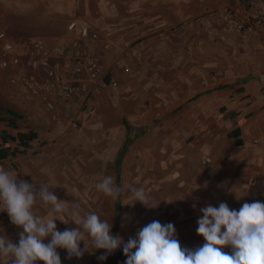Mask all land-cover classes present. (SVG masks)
Instances as JSON below:
<instances>
[{
  "label": "crops",
  "instance_id": "crops-1",
  "mask_svg": "<svg viewBox=\"0 0 264 264\" xmlns=\"http://www.w3.org/2000/svg\"><path fill=\"white\" fill-rule=\"evenodd\" d=\"M180 1L181 4H176V0L151 1L154 4L151 14L154 21L167 20L160 28H171L176 19L198 17L208 6V0ZM77 9L69 0H55L53 4L48 0H26V36L41 35L50 45L61 42L70 34L66 29L67 20L76 15L96 27L107 29L105 40L113 42H119L123 36L125 38L128 27L143 32L152 24L132 26V17L124 11L117 17L108 19L105 15L99 20L84 12L80 14ZM73 20L83 24L80 19ZM196 25V22L188 23V28L194 29ZM232 39L238 50L230 59L217 63L213 68L220 71V76L209 77L210 87L205 80L194 81L190 86L193 91L186 94L177 108L167 110L166 115L170 118L156 123L138 138L125 152L118 167L116 160L127 134L124 122L106 126L107 131L116 130L117 133L113 137L109 134L102 142V150L95 151L93 139H80L81 133L65 134L66 130L56 128L54 124H43V113L38 105L41 102H25L15 89L5 96L0 94V99L15 112L14 108L20 107L24 113L19 118L0 113V147L23 149L19 140L11 137L36 131L37 137L29 142L30 147L26 151L24 173L26 181L36 183L37 189L40 183L56 185L51 190L59 199L78 201L82 212L94 211L101 219H107L112 223V233L123 237L125 242L130 237L134 238L139 228L158 220L161 224L172 223L175 226L183 247L194 249L201 246L205 240L196 232L197 220L202 215L200 208L208 204L218 207L220 202H226L230 209L239 210L245 202L258 200L264 203V145L253 142L254 138L264 137V38L254 32L248 37L232 36ZM98 51L102 52V60L108 59L106 51L99 48ZM171 83L164 94L159 93L161 97L170 94L172 99L176 98V87ZM93 103L104 108L109 106L105 93L99 94ZM178 119L181 121H176ZM24 121L26 126L22 123ZM95 130V125L83 129L87 134L90 131V136ZM48 135L59 140L49 143L45 140ZM96 152L103 156L104 163L109 164V174L117 186L132 184L143 187L150 194V203L161 201L159 206L146 208L140 202L135 206L122 205V202H127L126 196L115 201L105 196L102 203L96 202L93 180ZM21 155L25 154L17 153L1 160L0 166L9 170V165L12 166ZM80 170L86 174L85 187L78 185ZM194 187L199 188L191 192ZM236 194L241 196L239 200ZM165 199L174 201L168 203ZM33 210L45 214L39 202ZM125 213L130 219L125 220ZM2 215L0 211V235L13 229V225L6 226ZM55 222L59 231L76 227L71 221L68 224L60 220ZM8 237L13 238V235L9 233ZM57 251L61 264H92L96 254L85 253L82 258L69 260L66 250L63 255V249Z\"/></svg>",
  "mask_w": 264,
  "mask_h": 264
},
{
  "label": "rangeland",
  "instance_id": "rangeland-1",
  "mask_svg": "<svg viewBox=\"0 0 264 264\" xmlns=\"http://www.w3.org/2000/svg\"><path fill=\"white\" fill-rule=\"evenodd\" d=\"M48 1L52 4L55 2V0ZM151 1L153 0H69L70 3L72 2L74 6L78 7L77 12L80 14L84 12L89 16H94L95 19L100 20L105 15L111 19L112 16L117 17L119 12L124 11L132 17V26L134 24L146 26L151 22L152 24L143 32L128 27L125 38L123 36L119 42L108 40L111 44L107 51L108 59L104 58L102 61L113 80L99 93L106 94L109 104L107 108L93 103L98 94L89 105L81 106L77 103L74 112L67 116L61 124H57L45 111L43 105L38 104L43 113V124H54L56 128L66 130L65 134L81 133L80 139L90 138L96 142L95 151H97L98 149L102 150V142L109 137V134L113 137V134L117 133L116 130L107 131L105 129L111 123L122 124L125 118L136 126L150 123L155 119L166 122L170 118V115H166L167 110L177 108V104L184 100L186 94L193 91L190 86H193L194 81L205 80L210 87L212 82H209V77L214 79L220 76V71L213 69L216 67L215 65L230 59L231 55H234L238 50L232 36L241 38L254 33L250 23L254 22L253 20L258 15L264 13V0H208V6L203 14L185 20L176 19L174 26L165 29L160 26L167 20L154 21L152 18L154 4ZM181 2L176 0V4H181ZM73 19H80V23L92 26L101 32L103 39L107 38L105 36V32H108L107 29L96 27L77 15L67 20V30L69 22ZM192 22H196L197 25L194 29H189L188 23ZM1 31L7 32L18 46L25 44L29 38L41 37V35L26 36V0H0ZM70 36L71 34H67L58 43L69 41ZM1 47L2 42L0 41V62ZM246 52L244 50V53ZM13 73L14 70L4 69L0 63L1 95L5 96L8 91L11 92L12 89H15L18 96L19 94L22 96L10 84V77ZM171 82L176 87V98L172 99L170 94L164 98L161 97L159 93L164 94V91L172 85ZM199 89L195 88V90ZM24 101L26 102V100ZM165 101L168 103L166 104ZM34 102L35 100L31 101L32 104H37ZM0 103L6 106L8 104L4 103L2 99H0ZM14 109L19 112L20 116H23L24 112L20 107ZM179 118L182 119V117ZM22 123L26 126V121ZM89 125L97 126L93 136H90V131L88 134L83 131ZM60 132L61 130L57 134ZM54 135L52 137L48 135L45 140L49 143L58 141L59 139ZM24 154L12 166L8 165L10 171L17 174L19 179L26 181L24 173L26 172V153ZM95 154L94 190L96 202L102 203L105 195L96 190L95 184L103 176L110 175V166L103 162L102 155L98 152ZM83 165L86 166L85 161ZM77 177L78 185L85 187L83 182L87 180L86 174L80 170ZM116 182H118L117 179ZM1 212L3 214L1 219L6 226L13 225L7 212ZM35 212L42 215L41 212ZM21 231H23L22 228L13 225V229H8L4 235L8 237L10 233L13 238H8L14 243H18ZM49 239L46 238L45 243ZM64 253L63 249L61 255ZM98 254L101 256L104 254V250L96 251L92 264H101L99 256L96 259ZM1 263L4 264L5 260L1 259ZM36 263L44 264L43 261ZM7 264H11V261L8 260Z\"/></svg>",
  "mask_w": 264,
  "mask_h": 264
},
{
  "label": "clouds",
  "instance_id": "clouds-1",
  "mask_svg": "<svg viewBox=\"0 0 264 264\" xmlns=\"http://www.w3.org/2000/svg\"><path fill=\"white\" fill-rule=\"evenodd\" d=\"M36 185L0 166V211H6L10 222L23 229L18 243L0 235V259L10 260L11 264H61L57 249L66 250L69 260L104 250L98 257L104 260L121 246L125 264H264V203L258 200L243 203L239 210L230 209L226 202L200 208L196 232L205 243L193 249L180 244L172 223L161 224L158 220L139 228L135 237L125 242L112 233V223L107 219L94 211L82 212L78 201L59 199L51 190L56 185L40 183L38 189ZM95 188L113 201L126 196L127 202L122 205L140 202L146 208H156L161 202L150 203V194L143 187L117 186L110 175L103 176ZM240 198L236 194V199ZM38 202L44 215L33 210ZM124 217L130 219L127 213ZM56 220L74 222L76 227L59 231ZM46 238H50L47 243ZM226 247L230 251H224Z\"/></svg>",
  "mask_w": 264,
  "mask_h": 264
},
{
  "label": "built area",
  "instance_id": "built-area-1",
  "mask_svg": "<svg viewBox=\"0 0 264 264\" xmlns=\"http://www.w3.org/2000/svg\"><path fill=\"white\" fill-rule=\"evenodd\" d=\"M253 21L251 29L264 38V13ZM68 30L67 42L50 45L42 37H32L21 46L7 32H0L1 67L14 70L10 84L25 100L40 101L57 124L74 112L77 103L89 105L113 80L98 51L107 52L110 42L77 20L69 22ZM253 142L264 145V137Z\"/></svg>",
  "mask_w": 264,
  "mask_h": 264
},
{
  "label": "trees",
  "instance_id": "trees-1",
  "mask_svg": "<svg viewBox=\"0 0 264 264\" xmlns=\"http://www.w3.org/2000/svg\"><path fill=\"white\" fill-rule=\"evenodd\" d=\"M6 113L10 114L15 118L21 117L19 113L12 110L9 106H6L4 104L0 103V113ZM161 119H155L150 123L135 126L129 122L127 118L123 120L124 125L126 127V140L125 143L121 149V151L118 154L117 160H116V166L118 167L122 157L124 156L125 152L129 149V147L140 137L144 136L150 129L154 127V125L158 122H160ZM5 133L3 134V139L5 141ZM37 137L36 131H30L28 133H21L17 137H11V139L19 140V145L23 146V149H20L18 147L12 149L10 146L0 147V161L6 158L14 157L17 153H26L27 148L30 147V141L34 140ZM224 251H230V248H224ZM99 256V254L96 256ZM126 257L123 253L122 248H118L116 251H114L112 254L107 255V258L104 260H101V264H125ZM95 264V263H94Z\"/></svg>",
  "mask_w": 264,
  "mask_h": 264
}]
</instances>
